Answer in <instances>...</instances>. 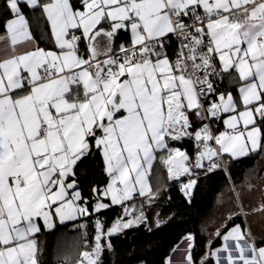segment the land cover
I'll return each mask as SVG.
<instances>
[{
    "label": "snow or ice",
    "instance_id": "1",
    "mask_svg": "<svg viewBox=\"0 0 264 264\" xmlns=\"http://www.w3.org/2000/svg\"><path fill=\"white\" fill-rule=\"evenodd\" d=\"M25 7L42 11L54 49L15 52L33 40ZM0 19L13 46L0 59V264H40L42 229L112 206L122 214L106 230L96 216L76 264H103L111 238L125 230L152 231L146 209L161 195L150 183L158 152H166L169 180L187 177L189 204L201 174L193 169L208 175L264 152V0H0ZM121 31L130 42L117 50ZM225 74L239 82L238 96L218 91ZM221 120L224 130L214 131ZM185 138L194 141V162L170 146ZM97 152L108 182L91 189L89 212L77 168ZM233 215L226 232L213 234L222 247L209 239L199 264H264V237L247 224L228 228ZM165 222L157 213L155 227ZM194 239L185 236L186 247L173 250L181 255L166 264H196Z\"/></svg>",
    "mask_w": 264,
    "mask_h": 264
},
{
    "label": "trees",
    "instance_id": "2",
    "mask_svg": "<svg viewBox=\"0 0 264 264\" xmlns=\"http://www.w3.org/2000/svg\"><path fill=\"white\" fill-rule=\"evenodd\" d=\"M74 2H78V0H74ZM39 13L37 9L28 7L23 10V14L28 17L32 34L38 44L49 48L48 26ZM6 19H0V33L4 31ZM213 129L214 131L220 130V124H213ZM170 146L186 151L194 162L196 148L192 139L174 141ZM258 153L261 154L262 152ZM163 155H166V152H160L155 161L154 177H156V171L161 172L162 175L166 174V167L160 159ZM255 158L250 156L231 161L226 163L227 170L219 169L208 175H204L199 169H193L194 172L201 174L197 180L191 204L187 202L181 190L178 189L177 181L167 183L166 187L161 189V195L152 207L146 209L152 231H148L146 226L141 224L137 228L125 230L123 235L113 236L111 240L114 251L108 252L106 250L103 253V264H164L170 250L187 233H192L195 238L193 257H196L202 251L201 225L213 205L215 196L226 189L230 182L234 184L241 182L247 170L254 164ZM224 160L227 161L228 159L225 158ZM103 167L102 157L97 152L77 168L79 190L88 201L89 212H92V204L94 203L91 189L93 186L103 188L107 182V175ZM105 201L108 202L107 199H104ZM157 213L161 220L166 221L159 228L155 227L154 224ZM121 214L122 208L117 205L92 216L81 217L68 223L67 227L58 224L57 229L52 232L42 229V232L38 234L40 264H56L58 262L55 258L58 245L62 247V251L65 253L59 262L65 264L67 261V264H74L80 259L79 253L85 250V238L89 245L93 242L96 216L104 221L106 230ZM81 224H84L85 227L80 228L79 225Z\"/></svg>",
    "mask_w": 264,
    "mask_h": 264
},
{
    "label": "crops",
    "instance_id": "3",
    "mask_svg": "<svg viewBox=\"0 0 264 264\" xmlns=\"http://www.w3.org/2000/svg\"><path fill=\"white\" fill-rule=\"evenodd\" d=\"M38 11L40 12L39 14L46 21V24L48 26V33H49L48 41H49L50 47L46 48L38 44L37 40L34 38L32 34V30H31L28 17L24 14L25 19L28 21V30L33 36V40L31 41L20 40L19 43L15 46V52L17 54L23 53L28 50H32L37 45L46 50L54 49V43L51 39V34H50V26L47 23L46 17L42 14V11L41 10H38ZM12 18L13 17L10 16L8 19H12ZM5 24H6V21H5ZM5 24H4V31L0 33V59L6 58L13 54V46L11 44V37L6 30ZM129 42H130V33L121 31L116 39L115 46L118 49V46L121 43L127 46ZM167 52L170 57H173V52L171 50L167 49ZM238 87H239V82L233 81L231 76L225 74L224 83L220 91H224L225 93L231 91L234 96H238V92H237ZM227 115L228 114H223L224 118H226ZM219 124H220L219 131H223L224 125H223L222 120L219 122ZM216 134H218V132ZM159 153L160 152L156 153V157H158ZM251 156L256 157L254 164L252 165L251 168L247 170L242 181L237 184L233 183L234 185L233 188L231 187L232 182H230L226 189H224L223 191H221L215 196L213 205L208 215L206 216L205 221L202 222V225H201L200 233L203 236L202 251L196 257H193L196 264H199L201 258L204 256L205 252L207 251V245H208L209 239H212V249L222 247V240L220 238L214 237L213 234L218 228L221 229L222 233L227 231V229L223 228L222 225L230 213H235L236 215H233L232 220L228 221V225H227L228 228H231L235 226L236 224L241 225V227L243 228L245 224H247V226L251 229L252 234L254 236H256L258 239L264 237V212H260V211L254 212L253 211V209H258L260 208L262 204H264V187H262L264 186V172L263 173L261 172L264 168V163H261V162H264V152H262L261 154L256 153ZM225 158L228 159L227 156H225L224 159ZM156 160L153 161V167H154ZM233 161H237V160H233ZM153 167H152L151 175H150V183L153 187V190L157 188L159 189L165 188L167 183L171 182V180L168 179L167 169L165 168V171H166L165 175H162L161 172L156 171V177H154ZM250 175L253 177V180H254L252 184V189L251 188L249 189V186L251 185L250 182L248 185L245 184L247 179L250 178L249 177ZM107 182H108V177H107ZM184 182L186 183L187 179ZM192 196H193V193H192ZM142 199L143 198H138L136 200V203L139 204L142 201ZM105 203H110V201L109 200L108 202L105 201ZM126 203L131 204L132 202L129 201ZM241 205H242V208H241ZM245 213H247V216H245ZM66 223L68 224L71 222H66ZM188 234H192V233H187L176 243V245H174V247L170 250L169 254L167 255L164 264H166V262L170 258L174 262L176 258L181 255V251L186 247V245L183 243V240H184V237L187 236ZM37 239H38V235H37ZM178 245H180L181 251H173L174 249L177 248ZM194 247H195V240H194ZM193 249H192V255H193ZM64 255L65 253L62 251V247L58 245L55 251V258L58 261L56 264H63V263H60L59 261L61 260V257H63ZM76 262L74 264H76ZM138 264H142V263H138ZM208 264H215L214 259H210L208 261Z\"/></svg>",
    "mask_w": 264,
    "mask_h": 264
},
{
    "label": "built area",
    "instance_id": "4",
    "mask_svg": "<svg viewBox=\"0 0 264 264\" xmlns=\"http://www.w3.org/2000/svg\"><path fill=\"white\" fill-rule=\"evenodd\" d=\"M179 47H180V42L178 40H176L175 38H172L170 40V43H169L168 47H167V49L170 48V50L173 52V57L172 58H175V54L179 50ZM223 82H224V79H223V81H217V83H218V91H220V89L222 88ZM185 139H189V138H185ZM221 169L227 170L226 164H224ZM182 183H184V181H182V182L181 181H177L176 182V185H177L178 189H180V190H181V184Z\"/></svg>",
    "mask_w": 264,
    "mask_h": 264
},
{
    "label": "rangeland",
    "instance_id": "5",
    "mask_svg": "<svg viewBox=\"0 0 264 264\" xmlns=\"http://www.w3.org/2000/svg\"><path fill=\"white\" fill-rule=\"evenodd\" d=\"M181 150V149H180ZM181 151H183V150H181ZM261 163H264V162H261ZM253 172V171H252ZM262 173L264 172V168H263V170L261 171ZM249 173V172H248ZM250 178L249 179H247V181L245 182V184H249V182H250V186L251 187H249V189L251 188L252 189V184H253V182H254V180H253V177L250 175L249 176ZM187 179V177L186 176H181L179 179H174V180H171V181H185ZM185 183V182H184ZM244 185V184H243ZM246 185V186H247ZM231 187L233 188L234 187V185H233V183H231ZM262 187H264V186H262ZM254 188V187H253ZM222 200V199H221ZM222 202V201H221ZM223 204V203H222Z\"/></svg>",
    "mask_w": 264,
    "mask_h": 264
}]
</instances>
